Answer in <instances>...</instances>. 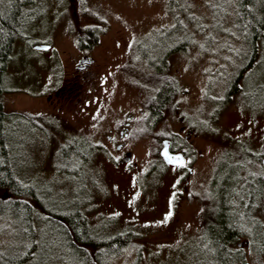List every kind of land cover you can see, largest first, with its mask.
<instances>
[{"label": "rangeland", "instance_id": "rangeland-1", "mask_svg": "<svg viewBox=\"0 0 264 264\" xmlns=\"http://www.w3.org/2000/svg\"><path fill=\"white\" fill-rule=\"evenodd\" d=\"M238 5L31 0L22 6L1 94L6 110L36 117L38 126L14 113L4 120L11 160L48 214L76 209L86 217L83 239L126 234L129 243L109 264H240L243 255L245 264H264V210L257 214L260 230L247 228L221 258L207 242L212 207L219 213L229 202L238 213L234 193L242 185L257 198L264 193L256 182L264 178V41L244 71L241 93H227L256 55L249 34L239 32ZM86 28L98 32L91 49L78 43ZM42 44L50 48L35 49ZM172 48L182 49L167 56L164 72L156 71L159 54ZM84 56L89 60L76 67ZM163 83L174 92L148 128L145 103ZM163 138L184 151L190 172L160 159ZM52 218L39 215L33 246L16 236L27 227L4 215L0 240L32 246L29 264H88L83 246L69 245Z\"/></svg>", "mask_w": 264, "mask_h": 264}, {"label": "trees", "instance_id": "trees-1", "mask_svg": "<svg viewBox=\"0 0 264 264\" xmlns=\"http://www.w3.org/2000/svg\"><path fill=\"white\" fill-rule=\"evenodd\" d=\"M30 2L31 0H0V222L5 215L11 223L20 222L21 225H25L28 229L27 233H23V230H20L16 233V236L30 239L31 244L34 246L36 243L34 225L38 222L39 215L43 213L45 217L51 216L57 225H60L67 233L69 245L79 248L83 246L86 259L89 260L88 264H109L112 258L117 256L129 243L130 239H126V234L124 236L112 235L103 240H94L86 235L88 238L83 239L80 234L87 231V219L82 214H79L76 209L69 211L67 214H48L37 194L20 179L17 167L11 160V155L6 145L7 139L3 132V123L13 113L28 120L31 124L37 125L36 117L32 118L22 112L6 110L3 103V94H1L3 92L1 83L6 64L9 60L14 40L18 36L19 25L24 21L22 6L28 5ZM237 13L239 16V32L242 33L244 31V33L249 34V38L246 41L250 49L255 53L258 43L264 41V0H239ZM173 30L175 31L176 29ZM97 33L95 28H86L83 33L85 38L80 37L78 40L80 48L91 49L95 46L98 38ZM181 49L172 48L164 50L163 53L160 52V58L157 57V60L160 61L154 65L156 71L164 72V62L167 56ZM173 92L172 86L163 83L157 93L147 99L145 105L149 113L148 117L144 119V123L147 124L148 128H152L162 118V113ZM76 155L82 159L86 158V156L79 153H76ZM241 182L243 184H251V187L257 186L254 183ZM256 182L264 185V178L258 177ZM263 196L264 193L261 194L264 199ZM5 197H7V200L4 201ZM261 197L257 198L250 190L245 191V186L242 185L241 193H234V198H236L238 204V213L235 209H231L229 202L227 207L225 206L223 211L219 213H215V208H211V214L208 215L206 223L210 226V236L207 241L208 250L213 251V255L215 253L218 258H221L224 255V251L231 249L229 244L233 243L239 234L247 232V228L253 231L257 228L260 230L261 224L257 214H261L264 210V203L258 204ZM239 213L242 215H239ZM249 225L251 226L249 227ZM245 226L246 228H244ZM251 237L255 238V236ZM123 239L126 241L125 243H123ZM21 244L13 247V244H6L0 240V264H29L31 260L30 248L32 246L24 248ZM112 245L114 247H111Z\"/></svg>", "mask_w": 264, "mask_h": 264}, {"label": "flooded vegetation", "instance_id": "flooded-vegetation-1", "mask_svg": "<svg viewBox=\"0 0 264 264\" xmlns=\"http://www.w3.org/2000/svg\"><path fill=\"white\" fill-rule=\"evenodd\" d=\"M36 46H40V45H35V47ZM36 49V48H35ZM256 53V55L254 56V57H250V60H249V62L246 64V65H244L243 67H239L238 69H239V73H238V75H237V77L235 78V77H233L231 80H230V83H229V87L227 88V89H229V91H227V93L229 94H233V93H241V91H242V85H241V83H242V81H243V78H244V76H243V74H244V71L246 70V69H248L249 67H251V63L253 62V60L257 57V54H258V51H256L255 52ZM250 55V54H249ZM84 59H82L78 64H77V66L76 67H79V64L81 63V62H84V61H88L89 59H86L85 58V56L83 57ZM82 68V67H81ZM128 124V123H127ZM122 129H120L119 130V133H120V135L122 134ZM163 139H167L168 140V142H169V150L172 152V153H182L183 155H184V157L186 158V161H187V163H186V165L185 166H171V165H168V164H166V165H168L169 167H173V168H187V169H189V172L191 171V168L190 167H188V164H189V162H188V157H187V155L184 153V151L183 150H178L177 148H174L172 145H171V140L170 139H168V138H163ZM162 139V140H163ZM162 140H161V142H162ZM119 147H120V145H117V149H119ZM161 148V147H160ZM264 157H262L261 158V160L263 159ZM260 163H261V161H260ZM230 245V244H229ZM238 246H240L241 244L239 243V244H237ZM235 253H237V252H235ZM243 255V254H242ZM237 256V258H238V256H239V254H237L236 255ZM242 258H241V260L244 262V255L243 256H241ZM240 260V258H238V261H239V263L240 264H243L242 263V261ZM244 264H245V262H244Z\"/></svg>", "mask_w": 264, "mask_h": 264}, {"label": "water", "instance_id": "water-1", "mask_svg": "<svg viewBox=\"0 0 264 264\" xmlns=\"http://www.w3.org/2000/svg\"><path fill=\"white\" fill-rule=\"evenodd\" d=\"M38 50H47L50 48L49 45H40L35 47ZM159 157L161 160L171 166H185L187 161L182 153H172L169 150V142L167 139H163L161 142V148L159 149ZM124 161H128V158H125ZM261 165L264 169V158L261 160Z\"/></svg>", "mask_w": 264, "mask_h": 264}, {"label": "snow or ice", "instance_id": "snow-or-ice-1", "mask_svg": "<svg viewBox=\"0 0 264 264\" xmlns=\"http://www.w3.org/2000/svg\"><path fill=\"white\" fill-rule=\"evenodd\" d=\"M171 216V212H169V217ZM169 217H166L165 218V221H167V219L169 218Z\"/></svg>", "mask_w": 264, "mask_h": 264}]
</instances>
